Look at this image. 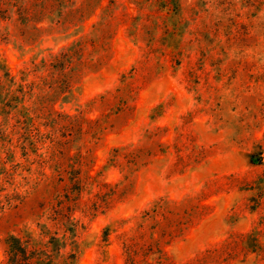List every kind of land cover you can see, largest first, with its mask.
<instances>
[{"label":"rangeland","instance_id":"374dc122","mask_svg":"<svg viewBox=\"0 0 264 264\" xmlns=\"http://www.w3.org/2000/svg\"><path fill=\"white\" fill-rule=\"evenodd\" d=\"M0 59V264H264V0H0Z\"/></svg>","mask_w":264,"mask_h":264},{"label":"trees","instance_id":"16d2710c","mask_svg":"<svg viewBox=\"0 0 264 264\" xmlns=\"http://www.w3.org/2000/svg\"><path fill=\"white\" fill-rule=\"evenodd\" d=\"M1 74H4V77H5L6 80L7 79L9 80V77L11 76L7 65L5 64V62L2 59H0V88L4 89L6 87V85H5V82H3L2 79H1ZM11 83L13 84V80H12ZM14 100L17 101V98L14 99ZM18 241L19 240L17 238H15V237H12V238H10L8 240L9 253H10V256H11L10 261L19 262V261L22 260V258H24V256H27V252H26L27 249H25V247H23L22 244L19 245ZM26 243H27V245H30L31 244V240H28ZM45 256H47V255L46 254L39 255V253H38L37 257H36L37 262H35V264H53L51 261H47L46 258H44ZM32 258H34V257H32ZM28 264H30V263H28Z\"/></svg>","mask_w":264,"mask_h":264}]
</instances>
